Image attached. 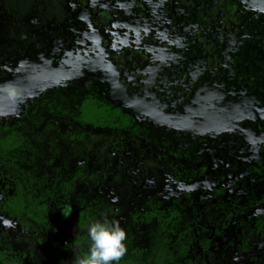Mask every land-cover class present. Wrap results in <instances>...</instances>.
Segmentation results:
<instances>
[{"label":"flooded vegetation","instance_id":"obj_1","mask_svg":"<svg viewBox=\"0 0 264 264\" xmlns=\"http://www.w3.org/2000/svg\"><path fill=\"white\" fill-rule=\"evenodd\" d=\"M15 2L20 6L24 4L25 8L17 17L15 35L7 43L0 38V61H11L6 47L11 42L16 44L37 39L42 44L53 37L57 46L51 59L60 60L66 47L69 71L65 72V80L54 78L49 83L42 82V93L37 99L32 97V87L27 88L23 111H15L13 115L9 114L11 118L0 120V127L6 128L0 132H12L11 142L19 145H14L7 153L0 151L4 164L6 159L10 165L9 173L0 167V264H78L91 246L88 228L96 223L98 201L92 192L94 186L86 179L96 167L97 135L103 133L101 138L107 133L109 153L116 157L117 163L112 165L110 160L104 166L109 171L116 167L121 179L135 178L133 171L139 165V157H144L147 151H153L158 159L161 157L156 149L147 148V140L156 141L155 144L160 143L159 140L165 141L173 150L182 148L173 146L160 131H152L142 121H136L132 114L124 111L120 102L111 101L105 87L107 82L113 78L116 86L120 84L118 88L124 100L129 95L131 101L148 106L152 102L144 97L152 94L159 102L181 107L194 87L193 79L205 73L204 67L199 65L201 60L197 59V47L191 42V30L209 24L217 33L227 29L241 33L233 36L232 43L241 42L245 47L251 44L249 48L256 55L253 60L256 66L252 68L251 76L246 74L242 81L249 86L256 83V89L264 91V0ZM209 10L213 12H207ZM99 34L102 38L97 44ZM175 35L176 39L168 42L166 38ZM240 53L238 50L233 52L232 63L235 64L234 60ZM97 54L101 59H97ZM179 54L182 59L176 63L175 55ZM32 58L39 62L35 54ZM83 58L89 63L86 73L89 77L99 78V82L93 80L89 85L80 86L77 64ZM3 73L0 69V90L5 84L8 97L6 88H9L4 80L7 76ZM145 77L150 82L143 83ZM160 80H163L162 85ZM139 91L143 93L142 98L137 97ZM163 92L168 98L163 96ZM261 102L264 105V97ZM54 104L56 114L47 116V105ZM101 106L120 111L115 113L118 118L114 127L108 125L112 122L110 120L96 122L90 115L84 116L86 107ZM157 109L162 110V107ZM252 113L258 118V122L254 118L253 125L263 126L264 108L255 109ZM126 114L130 115L128 122ZM225 131L229 133L230 129ZM214 141L215 138L207 134L198 136L194 140L196 145L184 143L188 155L196 160L189 169L190 174L195 172V175L191 174L192 178L206 170L208 164L215 165L216 161H211L212 156L208 155ZM233 144L239 157H232L234 152L224 146V167L230 168L233 159L239 165L236 170L239 176L230 182L236 184V192L241 190L240 200H250L245 202L251 207L256 206L252 201L257 199L262 207L256 206L257 209L264 212V156L257 157L248 152L244 140L239 139ZM254 149L264 152V137L257 141ZM243 151L245 156L241 154ZM69 159H73L72 165ZM200 165H203L201 170ZM108 170L102 172L101 180L109 175ZM216 172L211 183L222 177ZM244 200L238 201L246 204ZM119 223L122 227L127 222ZM223 235L225 233L207 235L210 244L206 247L212 246L215 239ZM223 247L220 248L221 258L225 264H230L232 259L225 256ZM141 248L131 246L129 249L142 252ZM197 248L201 251L199 246ZM134 259L143 258L139 253L131 261ZM203 259L206 262L204 255Z\"/></svg>","mask_w":264,"mask_h":264},{"label":"rangeland","instance_id":"obj_2","mask_svg":"<svg viewBox=\"0 0 264 264\" xmlns=\"http://www.w3.org/2000/svg\"><path fill=\"white\" fill-rule=\"evenodd\" d=\"M24 8V4L20 6L15 0H0V38L4 43L9 42V38L15 35L17 17ZM207 12L212 13L213 10ZM206 25V27H193L191 30L193 39L191 42L193 46L197 47V59L201 60L199 65L204 67L205 73H201L199 77L193 79L194 87L191 89L185 104L181 107L169 106L166 103L159 102L157 96L155 97L152 94L144 97L145 100L149 99L153 103H148L150 104L148 106L131 101L129 95L125 96L124 100L121 97L120 88H118L121 86L120 84L116 86L113 83L115 82L113 78V82L108 81L105 87L107 88L108 98L111 101L120 102L124 111L132 114L136 121H142L147 128L152 131H160L167 136L173 146L184 148L185 142H191L196 145L194 140L198 136L212 135L215 141L209 147L208 155L212 156L211 161H216L215 165L208 164L206 170L192 178L189 169L179 165V163L171 164V159H158L154 152L150 150L147 151L144 157H139V165L133 171L135 178L126 177V179H121L118 176L116 167H112L109 171L104 166L106 161L110 160L112 165H114L117 163V159L109 153L111 149L107 143V140H109L107 133L104 134L106 135L105 137L101 138L99 137L103 133L98 134L97 136L99 137L96 139V153L98 156L96 155V163L94 165L96 167L92 169V173L89 172V176L86 179L87 183L95 188L92 192H95L98 201L95 216L97 221L128 222L130 214L139 209L141 207L140 204L144 203L145 195H154L156 198V195L159 196L161 194L162 185L157 181L159 175L163 178L165 175V180L173 177L171 174H178V177L181 178V181L177 182L173 190H171V194L174 197L181 196L184 192L189 191H198L197 193H200L201 190L206 191L212 178L216 177V171L219 172V177L222 176L216 181H221V184L227 185V182L235 180L239 176V172L236 171L239 165L233 159L230 161V168L235 170L234 172L227 166L224 167V146L234 152L235 155L232 157H239L238 151L233 146V142H239V139L247 143V148L245 147V149L248 152L257 157H261L260 155L264 156V152L261 149H258L257 152L254 149L257 141L264 137V125L255 127L253 125L255 122L254 118H256L257 122L258 118L252 113L255 109L264 108L261 102L264 97V91H258L256 83H252L249 86L242 81V77H245L246 74L247 77L251 76L252 68L256 66V63H253L256 55L250 52L249 46L251 44L245 47L241 42L232 43L233 36L241 33L233 30L228 31L229 29L224 30L222 33H217L212 26ZM100 34L96 38L97 44H100L99 41L102 38ZM153 34L160 37L155 32ZM166 39L172 43V40L176 39V35ZM56 46L57 40L53 37L49 38L47 42H42V44L37 39H32L31 41H19L16 44L11 42L6 46L10 53L11 61H0V69L7 76L4 80L8 84L9 89L6 88V90L9 92V96H6L4 84L2 90H0V120L4 121L11 118L12 116H9V114L13 115L15 111H23V106L26 103L27 88L32 87V97L37 99L42 93L40 90L42 82L49 83L54 78L66 79L65 76L67 75L65 72L69 71V64L66 62L68 49L64 47L63 57L60 56L59 62L52 61L51 56L55 55ZM237 50L241 53L238 58H235L234 64V62L232 63L233 52ZM34 54L39 62L32 58ZM96 57L101 59L99 54ZM178 59L181 60L182 55H175L176 63ZM202 61H205V64ZM88 64L84 61V58L77 64V71H79L77 78L80 86L89 85L93 80L100 81L99 78L88 76L89 74L86 73L89 70ZM236 66H238V69H236ZM93 70L97 72L95 67ZM162 81H159L161 85ZM142 82H150V79L145 77ZM137 95L138 98H142L143 93L139 91ZM163 96L168 98L165 93ZM154 104L155 106H152ZM54 106L55 104L49 107L47 105V116L56 114L55 109L57 108ZM158 106H161L162 110L157 109ZM229 129L230 132L227 133L225 130ZM101 141L103 142L101 143ZM197 145L199 146L200 144ZM128 154L130 157V153ZM241 154L245 156L244 151ZM69 161V164L72 165L73 159H69ZM5 162L6 164L0 158V167H3L6 173H9L8 167L10 165L6 159ZM168 164H171V166H168ZM107 170L109 175L101 180L102 172ZM175 188L179 192L175 191ZM235 188H231V193L239 196L241 190L236 192ZM262 193L260 192L259 194ZM190 195L193 194L190 193ZM229 195L227 192L224 198L230 199ZM198 200L201 199L198 198ZM255 200L256 202L252 201V204L261 207L260 202H257V199ZM244 203H246L245 200ZM215 240V243L204 252L206 263L225 264L221 258L220 251L222 240L221 238H216ZM255 246L259 250L256 262H264V236L255 241ZM256 262L253 264H256ZM230 264H234L233 261Z\"/></svg>","mask_w":264,"mask_h":264},{"label":"trees","instance_id":"obj_3","mask_svg":"<svg viewBox=\"0 0 264 264\" xmlns=\"http://www.w3.org/2000/svg\"><path fill=\"white\" fill-rule=\"evenodd\" d=\"M85 103L88 104V99ZM117 111L120 112L117 109L108 110L101 106L93 109L86 107L83 113L85 117L90 115L95 118L96 122L110 120L112 122L108 125L114 127L118 118L115 115ZM126 119L128 122L129 114H126ZM0 130L6 128L0 127ZM132 135L135 136L136 133L133 132ZM12 137V132H0L1 152L7 153L14 145L19 146L17 142L14 144L11 142ZM159 141L160 143L155 144L156 141L147 140V148L156 149L163 159H171V164L179 163L187 169L196 164V160L188 155L185 148L173 150L169 143ZM201 169L203 165L199 166V170ZM191 174L195 175V172L192 171ZM171 175L173 177L167 180L165 175L164 178L159 175L158 182L162 185L161 194L156 195V198L154 195H145L141 207L130 214L131 222L122 226L127 233L125 241L127 253L115 264H206L203 255L206 245L210 244L207 235L221 233H225L221 237L225 256L229 255L234 264L256 262L259 250L255 246V241L264 236V212L258 210L256 206L250 207L248 204L250 200L245 199L248 202L246 204L240 203L239 196L231 193V188L236 187L233 182L224 185L215 180L207 186L206 191L201 190V195L197 193L198 191H189L174 197L171 190L181 178L178 174ZM227 192L230 194V199L224 198ZM131 246L142 247V252L131 251L129 249ZM198 246L201 251L198 250ZM139 253L143 259L131 261L132 257L138 256ZM256 264H264V262H256Z\"/></svg>","mask_w":264,"mask_h":264},{"label":"clouds","instance_id":"obj_4","mask_svg":"<svg viewBox=\"0 0 264 264\" xmlns=\"http://www.w3.org/2000/svg\"><path fill=\"white\" fill-rule=\"evenodd\" d=\"M89 252L78 264H115L127 253V233L118 222L97 221L88 228Z\"/></svg>","mask_w":264,"mask_h":264}]
</instances>
